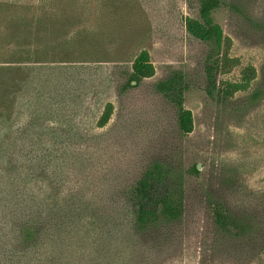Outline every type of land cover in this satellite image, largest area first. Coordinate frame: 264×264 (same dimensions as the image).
Instances as JSON below:
<instances>
[{
	"label": "rangeland",
	"instance_id": "rangeland-1",
	"mask_svg": "<svg viewBox=\"0 0 264 264\" xmlns=\"http://www.w3.org/2000/svg\"><path fill=\"white\" fill-rule=\"evenodd\" d=\"M80 1L99 13L82 15V27L98 21L115 58L83 59L58 71L57 84L73 96L60 111L73 143L51 157L60 164V179L83 183V196L101 216V228L83 227V240L68 246L64 260L69 263L74 254L75 264H264V0H225L212 13L230 37L237 62L222 78L238 81L245 67L255 70L248 87L225 101L206 93L209 46L184 26L185 17L198 18L199 0L114 1L127 8L114 13L110 24L101 16L108 0ZM141 49L149 52L154 75L124 89L130 56ZM176 72L189 85V134L179 130L176 108L155 87ZM107 103L110 118L98 126ZM155 161L169 169L168 189L182 202V214L137 230L125 191ZM13 197L7 180L0 179V264L22 249V221L44 220L37 207L25 213ZM216 201L229 212L224 228L212 210Z\"/></svg>",
	"mask_w": 264,
	"mask_h": 264
},
{
	"label": "trees",
	"instance_id": "trees-1",
	"mask_svg": "<svg viewBox=\"0 0 264 264\" xmlns=\"http://www.w3.org/2000/svg\"><path fill=\"white\" fill-rule=\"evenodd\" d=\"M114 1L118 0H108L101 14L109 24L114 13L127 8ZM226 5L225 0H199L198 18H184L187 32L209 46L203 68L204 88L220 101L246 89L255 75L254 68L247 66L238 81L222 78L237 64L230 55V37L212 17L216 9ZM89 12L94 15L98 10L96 6L85 7L80 0H0V179L7 180L9 195L19 199L25 213L37 207L44 218L43 225L22 221L18 232L23 246L12 252L14 258L8 264H75L74 254L69 263L64 260L68 246L83 240V227L101 228V216L93 212L95 205L83 196V183L60 179V164L51 157L58 147L73 143L69 126L60 115L73 96L67 93L68 88L57 84L59 69L83 59L115 58L109 55V41H105L98 21L91 28L82 27V15ZM129 61L131 71L124 89L154 75L146 49L131 54ZM155 87L176 108L179 130L189 134L193 114L184 105L189 89L184 73H173ZM111 110V103H107L98 126L108 122ZM168 173L162 162L155 161L125 191L134 229L144 230L161 219L181 216L182 202L168 189ZM211 205L216 222L224 228L228 210L219 201ZM2 230L0 227V236Z\"/></svg>",
	"mask_w": 264,
	"mask_h": 264
}]
</instances>
